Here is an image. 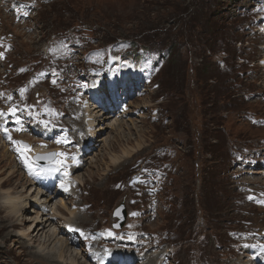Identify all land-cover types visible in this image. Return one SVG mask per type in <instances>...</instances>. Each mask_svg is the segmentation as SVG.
<instances>
[{"label": "rangeland", "instance_id": "374dc122", "mask_svg": "<svg viewBox=\"0 0 264 264\" xmlns=\"http://www.w3.org/2000/svg\"><path fill=\"white\" fill-rule=\"evenodd\" d=\"M115 58L145 77L119 127L98 129L85 150L84 106ZM263 60L264 0H0V177L17 172L3 188L37 184L25 165L37 171V153L16 141L81 151L84 164L62 171L71 200L48 208L64 198L78 210L51 222L77 228L67 236L82 262L95 247L102 264L112 251L132 264H264ZM37 206L18 221L0 210V264H49L8 235L37 226Z\"/></svg>", "mask_w": 264, "mask_h": 264}, {"label": "bare ground", "instance_id": "6f19581e", "mask_svg": "<svg viewBox=\"0 0 264 264\" xmlns=\"http://www.w3.org/2000/svg\"><path fill=\"white\" fill-rule=\"evenodd\" d=\"M112 61H113L111 65L112 76H110L109 81H106L100 78L96 83H93L92 87L90 88V97H93V96L98 97L99 103L104 106L108 105L109 102H111V100L117 101L118 99H124L125 101H127L128 98H126V95L130 94V92H133V90H130V89L133 88L135 91L136 88H139L141 85V81L145 77L143 76L144 73H143V70L140 68V66H134L132 60L130 59L127 60V65H122V60L118 58L117 59L115 58ZM263 64H264V60H263ZM106 82H108V84H106ZM128 88L130 92L128 91ZM108 95H112L113 99H110ZM84 107L86 110V113H85L86 114V118H85V124H86L85 134L86 135L84 133L83 135L85 136L84 138L86 139L83 142L84 143L83 146L85 147V150L86 149L88 150V149H91V147H93V141L96 135L98 134V132H100L98 129L102 130L103 127L109 128L111 125L115 129L119 127V126L116 127V125H118V122L120 123L118 116H122V113L119 110L115 109L113 110L114 114L109 115L107 112H103L102 109L99 108V105L95 101H91V99L86 101V104ZM98 120H99V123H97ZM102 122H103V126L100 125L98 128L97 125ZM4 141L0 142V148L3 146H6V140L4 139ZM51 150L53 149H50L49 147L33 146L29 152H30V156L37 153L34 156L35 158L39 153H46L48 151L51 152ZM54 150L56 152H64L57 148H55ZM80 153H81V156L75 159V164L71 166L66 165L63 168L60 165L53 164L52 161H49L47 163H42V162L36 163V165L38 166L37 171L41 167H44V168L54 167V168L59 169L58 171H55V172H51L47 174L42 173L39 176H36L37 180L44 182L45 185H47L48 184L47 182L49 181L57 182V186L55 187H45L44 188V187H41L42 186L41 184H34V186H31V185H27L29 181L28 182L26 181L24 183L22 182L23 186L20 190L19 189L16 190L17 187L13 189L3 188L4 185L7 183V181L9 180V178L12 176L14 177V175L17 173L15 172L16 167H14L13 165H12L13 167H11L13 170L12 169H11L12 171L10 170V176L7 179H3V177H0V192L9 191V192L19 193L23 197L24 203L26 205L23 210H26V208L28 207L29 201L32 202L33 205L35 206L37 205L40 206V207L38 206L36 207L37 210L38 208H41V210H38L39 214H40V211H42V209L44 210L42 212V215L40 214L41 216H37L35 219L32 220L33 223L36 222L37 226H33V224H31L28 229L26 228H18V230L12 229L11 231H9L8 235L15 236V237L17 236V237L23 238L24 240L32 241V246H34L33 248L36 249L34 251L35 254H33V257L40 258V259L46 258L49 264H83L84 263L81 261L82 255H83L82 252H84V250H80L77 248L78 245L76 241L72 238L73 236L72 237L67 236L70 234L66 233L62 229V227L64 228V225L59 224V227H58L56 222H51V221H58L59 218L66 217V215L64 214V212H62V210L68 212V214L71 216L69 217L68 220H70L73 217L75 218L78 210L76 209V207H74L73 209L71 207L69 208L67 204L64 202L66 201L64 200V198H61L60 202L58 203L56 202L55 205L51 206V208H48L50 206V203H52L55 200L56 196L59 194H62V192L63 193L66 192L65 195H69L67 199L71 200L72 194L68 193L69 183L66 184L62 182L61 180L63 179H61V176H62V171L73 172L76 169L77 165L81 167L84 164V159L82 160V152L80 151ZM129 153H130L129 150H124V154L129 155ZM118 160H120L119 156H112L113 162H117ZM68 178H70V175H68ZM30 188H34V189L28 190ZM18 220H20V218ZM21 224L22 223L20 224L17 223V225H21ZM65 230L69 231L71 229L66 227ZM72 231L75 233L74 234L75 236L76 234L79 233L77 232V228L73 229ZM43 234L46 237L43 243L41 242L36 245V242L40 241L39 238L44 236ZM26 243L27 242H24V244ZM252 243L254 244V242ZM92 251H93V255L88 254V257L85 255L86 258L84 259L86 260V262L88 264H102V261L100 260L98 256V252L95 247L93 248ZM246 251L247 250H244L243 253L245 254ZM87 253H88V250H87ZM118 256L119 258L117 257V255H115L116 259L112 260L110 264H132L131 263L132 258L130 259L129 256H124L122 253H119ZM154 258L155 257L151 255L149 262L154 263L155 262ZM262 260L264 261V259Z\"/></svg>", "mask_w": 264, "mask_h": 264}, {"label": "snow or ice", "instance_id": "6c2138e0", "mask_svg": "<svg viewBox=\"0 0 264 264\" xmlns=\"http://www.w3.org/2000/svg\"><path fill=\"white\" fill-rule=\"evenodd\" d=\"M26 14V13H25ZM9 111L11 112H15V109H10ZM4 113L3 112H0V115H3ZM19 122V121H18ZM5 133L8 132V130L5 128L4 129ZM9 139H11V136L9 135L8 137ZM59 142V141H58ZM68 141H63V143H67ZM16 144H19V145H22L23 147V151L25 153H27L28 151H30V147L27 145V144H24L23 142L21 141H16L15 142ZM20 149H18L19 151ZM68 154L67 153H64V152H58V153H49L47 156H42V155H38L35 157L36 160H51L53 164L55 165H60L61 167H65L66 166V159L65 157L67 156ZM25 165L26 167H28L29 171L32 172L33 175H36V176H39L40 174L44 173V174H47V173H51V172H55V171H58L59 169L58 168H54V167H49V168H44V167H41L39 169V171H36L32 164L30 163L29 161V158L27 156H25ZM65 175H68L67 172H65ZM63 186V185H62ZM67 190V189H65ZM264 195V194H262ZM249 199H253V197H249ZM264 202V201H262ZM133 215H135V213H133Z\"/></svg>", "mask_w": 264, "mask_h": 264}, {"label": "clouds", "instance_id": "9594fccd", "mask_svg": "<svg viewBox=\"0 0 264 264\" xmlns=\"http://www.w3.org/2000/svg\"><path fill=\"white\" fill-rule=\"evenodd\" d=\"M23 197L16 192H0V210L10 220H18L25 207Z\"/></svg>", "mask_w": 264, "mask_h": 264}, {"label": "water", "instance_id": "95a60500", "mask_svg": "<svg viewBox=\"0 0 264 264\" xmlns=\"http://www.w3.org/2000/svg\"><path fill=\"white\" fill-rule=\"evenodd\" d=\"M114 216L118 218V221L114 223V226L116 228H121L126 222V218H127V207H126V203L124 200L115 209Z\"/></svg>", "mask_w": 264, "mask_h": 264}]
</instances>
